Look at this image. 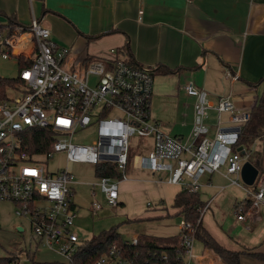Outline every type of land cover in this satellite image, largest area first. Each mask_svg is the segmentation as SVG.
<instances>
[{"label": "built area", "instance_id": "1", "mask_svg": "<svg viewBox=\"0 0 264 264\" xmlns=\"http://www.w3.org/2000/svg\"><path fill=\"white\" fill-rule=\"evenodd\" d=\"M143 15L140 11V22ZM2 26L0 56L16 57L18 61L24 58L32 64L20 68L18 86L8 90L7 99L0 100V203L14 205L15 215L27 219L36 247L44 244L56 249L73 264L84 242L75 230L78 212L73 202L74 175L68 170L49 173L46 167L57 154H63L71 165L93 166L99 179L96 186L111 208L120 206V184L130 179L134 161V168L166 175L169 184L192 194L199 193L203 176L222 169L232 185L246 187L241 173L248 154L245 149V156H241L238 149L251 111L238 109L231 95L213 106L206 90L188 82L185 92L196 101L192 131L183 141L164 133L151 117L155 80L152 68L128 62L111 50L105 58L75 69L67 64L70 50L54 42L50 29L35 15L26 31L1 30ZM24 36L29 39L17 54L15 49ZM91 78H96L95 86L90 85ZM211 110L218 116L213 134L208 124ZM92 126L98 128L97 141L90 146L77 144L76 134ZM34 129L51 131L54 141L50 151L38 153L27 144L26 134ZM134 137L153 140V150L147 157L131 153L130 140ZM106 165H114L120 179L98 172V167ZM251 189L249 198L254 210L264 205V182L258 177ZM102 207L94 203V213ZM209 208V203L200 208V221ZM243 213L239 210L238 220H245ZM196 233L193 224L184 223L176 257L145 252L140 248V236H134L123 238L122 244H111L95 264H196ZM28 257H32L31 250L16 252L17 261H28Z\"/></svg>", "mask_w": 264, "mask_h": 264}, {"label": "crops", "instance_id": "2", "mask_svg": "<svg viewBox=\"0 0 264 264\" xmlns=\"http://www.w3.org/2000/svg\"><path fill=\"white\" fill-rule=\"evenodd\" d=\"M34 15L50 29L54 42L70 50L69 67L81 68L116 50L134 64L175 71L155 76L151 117L164 133L183 141L192 131L196 101L185 92L188 82L206 90L213 106L231 95L243 111H251L264 92V0H0L1 25L15 18L18 24L30 26ZM25 60L19 61L20 68ZM217 121L216 111L211 110L212 134ZM253 151L260 153L264 182V138L256 141ZM136 165L134 161L130 179L120 184V205L136 195L164 202V187L175 192L174 203L181 186ZM225 175L222 169L200 179L198 194L204 204H210L203 227L229 251L264 254V205L244 212L253 189L232 185ZM239 210L244 221L237 218ZM18 228L24 232L23 226ZM205 251L202 259L215 262L218 257ZM31 256L14 264L34 262L32 250ZM241 264L264 262L244 256Z\"/></svg>", "mask_w": 264, "mask_h": 264}, {"label": "rangeland", "instance_id": "3", "mask_svg": "<svg viewBox=\"0 0 264 264\" xmlns=\"http://www.w3.org/2000/svg\"><path fill=\"white\" fill-rule=\"evenodd\" d=\"M22 43V42H21ZM20 74L18 59H3L0 56V77L17 79ZM96 78L90 79V85L95 86ZM12 95V94H10ZM215 131V130H214ZM213 132V130H212ZM98 139V128L92 126L76 134L75 142L82 146L93 145ZM131 153L148 156L151 152V140L134 137L130 140ZM49 173L68 170L75 177L73 186L75 194L73 202L78 212L75 230L83 241H89L104 232L115 230L122 238L132 239L134 236L152 238H172L180 234L184 226V217L174 208L175 192L164 187L165 201H157L152 196H132L126 205L111 208L107 205L100 188L96 186L99 179L96 169L91 165L69 164L63 154H57L46 163ZM262 179V178H260ZM242 182V181H241ZM99 203L103 207L94 213L93 204ZM147 203H152L146 208ZM23 226L24 232L18 231ZM37 241L31 233L27 219L15 215V207L10 203H0V259L14 258L20 250L35 252L34 262L21 264H69L61 257L56 249H49L44 244L36 247ZM195 253L199 259L196 264H221L219 259L203 260L206 254L204 245L195 242ZM213 262V263H212Z\"/></svg>", "mask_w": 264, "mask_h": 264}, {"label": "trees", "instance_id": "4", "mask_svg": "<svg viewBox=\"0 0 264 264\" xmlns=\"http://www.w3.org/2000/svg\"><path fill=\"white\" fill-rule=\"evenodd\" d=\"M12 28L23 29L26 31L28 26H23L17 23L15 18H10L8 24L1 27V30ZM25 40L20 43L23 45ZM20 45V46H21ZM128 62L133 63V61L128 58ZM32 60H25L23 66H30ZM21 67V68H22ZM162 69V70H160ZM154 75L162 73L165 75L175 73L166 68H158L153 70ZM19 80L17 79H7L0 77V100L7 99L8 90L10 88H15L18 86ZM261 84H264V79ZM264 138V92L251 110V120L244 127L239 141V147H244L248 154V161L251 162L256 168L261 170V158L260 153L253 151V146L256 141ZM27 144L35 149V152L45 153L50 151L52 142L54 138L50 130L34 129L26 134ZM98 172L104 171L114 177L115 179H120L119 175L116 173V168L114 165H106L104 167H98ZM261 177V171L259 178ZM251 188V187H249ZM251 200L245 202L243 211L251 207ZM204 206V203L200 199L199 194H192L187 190L181 191L175 198L174 208L179 209V214H182L185 222L193 224L197 228L196 240L203 243L204 247L219 258L223 264H241V259L244 256L251 257L255 260L264 262V254L253 253V252H232L222 246L214 239V237L203 227L202 220L200 221L201 214L200 208ZM141 238V249L143 251H157L170 254L176 257L178 252V245L180 242L179 235L172 238H152L144 237ZM124 239L115 231L111 230L109 232H104L99 236L92 238L83 242L81 250L74 259L73 264H95L96 261L101 258L108 250V247L113 243L122 244ZM16 259L14 258H2L0 259V264H14Z\"/></svg>", "mask_w": 264, "mask_h": 264}, {"label": "water", "instance_id": "5", "mask_svg": "<svg viewBox=\"0 0 264 264\" xmlns=\"http://www.w3.org/2000/svg\"><path fill=\"white\" fill-rule=\"evenodd\" d=\"M238 151L241 152V156H245L246 151L244 147H240ZM259 173L258 168H256L251 162L246 161L241 173L243 183L248 187L254 186L259 177ZM18 231L23 232V229L18 228Z\"/></svg>", "mask_w": 264, "mask_h": 264}, {"label": "bare ground", "instance_id": "6", "mask_svg": "<svg viewBox=\"0 0 264 264\" xmlns=\"http://www.w3.org/2000/svg\"><path fill=\"white\" fill-rule=\"evenodd\" d=\"M28 39H29L28 36H24V37L22 38V41L25 40V44H26L27 41H28ZM22 41H21V42H22ZM21 42H20V43H21ZM25 44H24V45H25ZM24 45H23V46H24ZM17 49H18V47L16 48V51H17ZM22 50H23V47H22ZM22 50H21V52H22Z\"/></svg>", "mask_w": 264, "mask_h": 264}]
</instances>
